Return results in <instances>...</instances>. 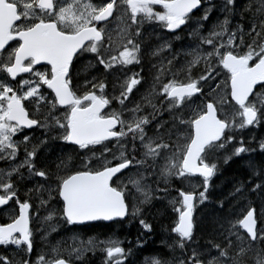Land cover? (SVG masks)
Instances as JSON below:
<instances>
[{
  "label": "rangeland",
  "instance_id": "1",
  "mask_svg": "<svg viewBox=\"0 0 264 264\" xmlns=\"http://www.w3.org/2000/svg\"><path fill=\"white\" fill-rule=\"evenodd\" d=\"M259 1L245 0L242 5L246 6L248 12L254 11L256 15L258 13L260 21L258 16H249L250 13L247 14V18L240 19V14L234 13V0H206L202 17L187 25L184 37L189 38L187 41L185 39L184 43L183 37L178 46L179 40H174L172 34L168 32L166 14L148 9L141 13L142 18H135L130 3L123 0L118 4L117 16L106 26V42L100 56L99 49L90 50L81 56L82 59L92 58L94 64L99 63L98 66L104 71L102 77L105 79V86L102 92L109 104L107 115L118 118L121 124L119 137L108 146L78 149L75 155L78 156L79 169L83 172H97L115 163L130 162L129 169L114 181L113 187L124 195L132 221L139 222L148 231L153 229L151 226L155 219L153 209L157 208L154 205L163 200L176 215V221H173L169 229L171 231L167 232L169 239L165 243L168 244L166 253L163 256L146 258L143 264H189L192 259L204 264H243V254L249 257L248 262L244 264H264V255L259 250V243L264 240V230L258 229L259 240L252 242L239 224H224L220 228L226 231H222L221 235H226V243L229 238L233 240L234 248L227 250L191 248L193 250L191 257L187 258L183 251L188 245L184 244L176 233L180 214L185 209L181 193L188 191L193 193L194 190L201 189L195 201L196 211L207 202V195L211 190L209 182L190 177L182 170V162L192 140L193 118L197 119L205 113L207 103L215 104L219 116L229 125L228 133L232 135L231 138L224 139L220 144L210 148L202 159V163L214 172L220 166V162L223 163L232 156L244 152V148L238 146L233 138L234 134L238 133L240 138L244 136L247 141H255L257 147L264 143V128L260 130L263 119L259 116L264 112V92L255 95L246 107H237L230 100L231 74L223 65L227 55H239L242 49L244 57L252 61L264 56V0ZM10 2L17 5V0ZM26 4L27 17L42 16L39 12L34 13L37 7L32 5L31 0H26ZM82 9L80 11L76 9L73 13V6L68 5L61 9L58 18L63 23L70 22L69 27H78L88 21V17L84 15V4ZM212 9L217 10V13L208 23ZM216 18L220 20L214 22ZM20 29L19 25L15 31ZM259 36L261 40L258 41ZM246 39H249V47L242 44L246 43ZM17 49L18 46L15 45L6 50L9 59L14 58ZM156 66L160 68L157 69ZM4 67L3 59L0 58V77ZM85 74L86 69L79 71V76L84 77ZM45 83V73L36 72L28 77L23 85L25 88L21 89V100L26 102L31 115L34 118L38 117L42 122L38 132L27 135L23 130L20 134L17 128L6 120L4 103L9 101L14 90L6 80L0 81V162L4 158L6 161L4 166H0V192H9L10 177L16 173L21 174V182H28L27 192L38 188L41 196L35 192L34 196L38 205H41V210H35L30 217L33 224L31 237L38 244L36 259L38 263L51 264L65 257L72 262L81 263L87 255L101 253L114 264H122L127 260L129 253L126 250L130 249L132 243L117 234L104 239L99 236L86 238L80 233L71 232L67 240L53 238L61 229L64 231L71 229L70 223L63 215L60 202L57 199L53 201V195L58 192V187L63 181L55 179L53 176L56 174L53 176L45 174L37 166L38 152L41 153L45 148L44 144L36 146L32 139L38 134L42 143H49L53 139L66 143L70 110L61 111L49 100L50 96L43 88ZM184 84L197 85L202 90V95L197 99H187L183 102L168 97L173 88ZM78 88L82 89L80 86ZM165 96L171 101L162 109L163 101L160 98ZM147 106L149 111L145 112ZM248 108L253 109L259 118L255 121L246 119L245 112ZM131 136L135 137L140 145L141 154L138 157L128 145ZM19 145L21 161L18 159ZM8 163L10 167L6 165ZM174 179L182 185L183 191L180 194L158 195L156 186H167ZM42 192L45 196L41 194ZM4 214L11 219L15 216V209L9 207ZM142 217L146 218L143 220ZM170 235L173 238H170ZM254 243L256 244L253 245ZM20 245L18 239L4 246L0 245V264H23L21 254L18 256L13 253L21 251ZM228 247L231 245L228 244ZM1 253L10 256L5 257Z\"/></svg>",
  "mask_w": 264,
  "mask_h": 264
},
{
  "label": "water",
  "instance_id": "2",
  "mask_svg": "<svg viewBox=\"0 0 264 264\" xmlns=\"http://www.w3.org/2000/svg\"><path fill=\"white\" fill-rule=\"evenodd\" d=\"M142 2V4L164 5L168 8L174 15V19L170 20V32L181 27L184 24L183 19L200 8L199 0H175L165 4L154 0H142ZM38 5L45 10L53 9L52 0H39ZM110 12L111 7L107 9L105 19L110 16ZM20 21L17 6L9 3L8 0H0V54L14 42L21 43L15 52L13 64L8 68L11 79L30 74L33 68L48 66L52 78L46 86L55 96L57 106L60 109L74 106L68 121L67 143L82 148L116 139L118 134L115 131L119 127V121L115 118L100 117L106 109V104L99 98L89 95L84 100H90L91 106L86 109L80 108L82 101L75 98L68 84L76 55L90 41L101 42L103 35L96 33L94 29H84L77 34H65L59 31L54 23H39L28 31L14 32ZM28 60H33V67H24ZM223 65L231 73L230 99L237 107L244 108L257 89L264 85V57L250 66V62L244 58L227 55ZM199 94L200 90L196 85L190 84L175 87L169 96L183 99ZM245 117L255 121L258 115L249 108L245 112ZM7 120L27 130L38 127V123L29 118L23 102L19 101L16 95H13L9 101ZM227 131L228 124L219 117L215 104L207 103L205 113L193 122V137L182 162L183 172L210 181L214 171L201 164V159L210 146L219 144L224 139ZM129 167L130 162H126L102 172H82L68 178L62 184L60 192L65 219L71 225L124 221L128 216V207L122 193L114 189L111 182ZM182 197L185 210L180 215L177 233L184 239H190L194 230L193 209L196 195L183 194ZM7 204V199L0 198V208ZM29 210V205L23 206L19 217L13 223L0 225V244H6L19 235L21 241L31 251ZM257 226L256 212L251 209L240 222V227L252 242L258 239ZM54 264L71 263L60 260Z\"/></svg>",
  "mask_w": 264,
  "mask_h": 264
},
{
  "label": "trees",
  "instance_id": "3",
  "mask_svg": "<svg viewBox=\"0 0 264 264\" xmlns=\"http://www.w3.org/2000/svg\"><path fill=\"white\" fill-rule=\"evenodd\" d=\"M236 3L237 6L234 7V13H239L241 16L240 19H242L247 16L248 11L246 10V6L240 5L243 3L242 0H238ZM215 13H217V10L212 9L208 23L214 19ZM219 20L220 18H216L214 22ZM258 20L260 21V17H258ZM185 39L186 41L188 40L187 37H185ZM247 42L248 40L246 39V43ZM243 54L244 51L240 56H243ZM81 67L76 68L75 72L71 74L73 83L72 89L80 95L82 94L81 90L77 88L75 83L78 78L77 74L82 69ZM121 91L124 92V89ZM262 92H264V87L257 91V93ZM53 101L55 102V100ZM261 115V119L263 120L260 130L264 128V112ZM231 136L232 135L227 132L224 139H229ZM233 136L236 143L244 148V152L240 153L239 155L232 156L223 163L220 162V166L216 170L215 176L209 182L211 190L207 195V202L204 204V206L195 211V228L193 237L190 241L182 240L184 244L188 245V247L183 251V254L186 258L187 256L191 257V248H196L199 250L215 248L227 250V248H234L235 244L232 243L233 240L228 239V243H226V235H221L222 231L225 232L226 229H222L220 227H222L224 224H239L244 215L251 209H254L257 213L258 229L260 231L264 230V143L262 146L257 147L255 145V141H247L244 138H240L238 133L234 134ZM129 138L130 141L128 145L131 147V151H134L135 155L138 157L141 154L140 145L135 137L131 136ZM55 141L57 140H52L50 143H42V141H40L42 144H44L45 149L42 150V154L38 156V162L36 161V163L40 170L45 172V174L49 176L56 174L53 177L55 179L60 178L63 181L70 175L81 171L77 163L78 156L77 154L75 155L78 150L76 151V148L70 147L67 145V143ZM41 143L37 144L36 146L40 147ZM250 152V155L247 154ZM64 170H66V172ZM24 185L29 187L28 182L24 183ZM156 188L159 194L162 196H164V194H178L180 191H183L182 185L176 180L172 181V183L167 186L158 185ZM59 189L60 187H58V192L53 195V201L57 199V201L60 202L58 197ZM33 191L39 193L38 188L33 189ZM200 191L201 189L198 191L194 190L193 193L198 196ZM41 194L45 196V193L42 192ZM60 206H63L61 202ZM154 207L157 208L153 209L152 207L153 214L155 215V219L152 223L153 229H151L148 233L144 226H140V223L135 220L132 221L131 217L129 216L125 221L116 222L115 224L98 223L84 227H74V229L89 236H95L97 233L96 236L106 237L114 232V226H118L116 229L117 235H119L121 238L125 237L126 239L130 240V242L132 241V245H130V249H132V251L130 249L126 250V252L129 254L128 260L124 264H141L142 257L144 255L163 256V254L166 253L168 247L165 246V243L169 238L167 237V232H169L168 230L171 229V224H173V221L176 220V215H173V212L171 211L172 209L166 202L161 201L160 203H156ZM151 238L152 241L150 243ZM170 238H173V236L170 235ZM160 242L162 244H159ZM228 244H230L231 247H228ZM259 244V250L264 255V240H261ZM19 249L21 250V245ZM233 250L234 249L231 251L234 252ZM13 253L15 254L14 251ZM18 253H20V251H18ZM1 255L5 257L10 256L6 253H1ZM94 256L89 255L84 260L85 263L99 264V255ZM248 258L249 257H247L246 254H243L242 263L244 264L248 262ZM192 262H194L193 259ZM192 262L189 264H193Z\"/></svg>",
  "mask_w": 264,
  "mask_h": 264
},
{
  "label": "flooded vegetation",
  "instance_id": "4",
  "mask_svg": "<svg viewBox=\"0 0 264 264\" xmlns=\"http://www.w3.org/2000/svg\"><path fill=\"white\" fill-rule=\"evenodd\" d=\"M10 1L11 0H8V2H10ZM122 1L123 0H113V1H107V0H52L53 9L49 11V10H45V9H42V8L39 7V5H38L39 0H31L32 5L37 7V11L34 12V13L36 14L37 12H39L42 16L34 15V16H31V17H27L26 15L28 13V7H27V4H26V0H17L18 12H19V15L21 17V21H20V24H19L21 26V29L19 31H21V32L28 31V30L32 29L35 25H37L39 23H43V24L54 23L57 26L58 30L63 32V33H65V34H77V33H79L80 31H82L84 29H94L96 33H101L103 35V40L101 42L90 41L76 55V57L73 60L72 66H71V70H70V74H69V80H68L70 85H71V89H72L73 83H72L71 74H73L75 72L76 68H79L81 66H82L81 70L86 69V74H85L84 77L82 75L79 76V72H78V74H77L78 78H77V81L75 83L76 85L82 87V89H81V93L82 94L80 95V94L76 93L73 89H72V92L75 95V98L77 100L82 101L81 106H80V108H82V109H86V108L91 106V101L90 100H87V101L84 100L89 95L90 96L93 95L96 98H99L102 102H104L106 104V109L100 115V117L102 119L116 118L114 116H108L107 115V113L109 111V104L106 101V99L104 98V95H103V92H102V89L105 86V79H102L104 71L102 70L101 66H98L99 63H97L96 65L94 64V61H93L92 58H90V59L84 58L85 59V61H84V59H82L81 56L83 57V55H86L87 52H89L90 50H95V49H99L100 52L98 51L99 52L98 56H100V53H102V49L104 47V43L106 42V35H107L106 34V26L117 16L118 8H119L118 4L121 3ZM126 1L130 3L131 11L133 12V16L135 18H142V16H140L141 13H143L145 10H148V9L157 10L159 12H162V13L166 14L167 15L166 23H167V26H168V32L172 34V38L174 40H177V39L179 40L178 43H177L178 46H180V42L183 39V37L185 36L184 35V29L187 27L188 24H190V22L193 23L195 20H198V19H200L202 17V14H203L202 9L207 4L206 0H199L200 8L197 11H195V12L189 14L188 16H186L183 19L184 24L181 27L176 29L174 32H170L169 31L170 20L174 19V15L171 14V12L168 10V8L166 6L157 5V4H142L143 3L142 0H136V2H134L133 0H126ZM154 1H158V2H161V3L165 4V3L173 2L175 0H154ZM234 1H235L234 7H236L237 6L236 2L238 0H234ZM243 1H245V0H242V2ZM259 2H263V0H260ZM83 4L85 6L84 15H86L88 17V21L86 23H83L82 25H80L78 27H69V24H71L70 22L63 23L58 18V13L61 11V9L63 7H66L68 5L69 6H73V9H74L73 13H74V11L76 9H78L80 11V9H82V5ZM240 5L243 6L242 4H240ZM109 7H111L110 16L107 19H105V13H106V11H107V9ZM247 14H249V16H252V17H255V16L259 17V14L257 13V15H256V13H254V11L253 12L252 11L251 12H247ZM261 17H263V16H261ZM206 19H207V17H206ZM208 21H209V18H208ZM187 38H189V37H187ZM247 40H249V39H247ZM259 40H261L260 36H259L258 41ZM184 43H185V37H184ZM20 44H21L20 42H16L12 46L14 47L15 45H17L18 48H19ZM242 44H243V46L247 45V47H249V42L242 43ZM247 47L246 48L244 47V48L247 49ZM240 51L241 52L239 53V55H241V53H243V49L240 50ZM5 52L0 54V58H1V60L3 59V65L5 66L3 68V70H2V77H0V81L1 80H6L8 83H10L12 85V88H13L14 92L11 94L10 99H11V97L13 95H16L18 100L22 101L21 100V89L25 88V86H23V85L28 80V77L30 75H32L33 73L43 72V73H45V76H46V83L43 85V88H44L46 94L50 96L49 100L52 103H55L53 101V100H55V98H54L52 92L49 89H47V86H46L49 83V81L51 80V78H52L51 69L48 66H41V67H38V68H33L32 72L30 74L21 75L17 79H11V77L9 76V73H8V68L13 64L14 58L9 59V57L7 56V54ZM14 57H15V55H14ZM242 57H244V54H243ZM248 60L251 61L250 63H251V66H252L254 64V63H252L254 60L253 61L251 59H248ZM33 64H34L33 60H28L24 64V67H27V68L33 67ZM156 68L159 69L160 66H156ZM139 69H140V67H139ZM136 72L142 73V71H136ZM78 86H77V88H78ZM200 91H201V94L199 96H196V97H188V98H185V99H172V100H177L179 102H183L184 100H187V99H197V98H199L202 95V90L200 89ZM108 98H110V97H108ZM169 98H167L166 96L160 98L163 101V106H161L162 109H165L167 107V105L170 103L171 100H169ZM10 99H9V101H10ZM9 101L4 103V110L6 111V113L8 112ZM22 102L24 104V108L27 110V112L29 114V118L31 120H33V121L35 120L38 123V128L27 130V129H24V128H21V127L19 128L15 124H12V125L17 128V130L20 132V134H21V130H23L25 132V134L33 135L34 133L38 132V130L41 129L40 127H41V123L42 122L39 121L38 117L34 118L31 115V113H30V111H29V109H28V107L26 105V102H24V101H22ZM153 107L156 108L155 105ZM147 111H149V106H147L146 109H145V112H147ZM155 112H156V117H157L158 111L156 110ZM201 116L202 115H200L198 118H200ZM6 117H7V114H6ZM116 119H118V118H116ZM194 120H196V118H193V121H192V128H191L192 137H193V122H194ZM147 122H150V121H147ZM119 129H120V127H118V129L116 130V133L118 135H119ZM20 138H21V135H20ZM18 140H19V138L17 139V141ZM40 141H41V137H39L38 134L36 136H34V138L32 139V142H34V144H38V143H40ZM113 141H110V142H107V143H99V144L89 145V146H98L99 148H104V147L108 146L109 144H111ZM67 145H69V144H67ZM69 146L73 147L71 145H69ZM89 146H85L83 148H87V147L89 148ZM74 148H76V147H74ZM78 149L79 148H76V151ZM18 150H19L18 154L20 156L18 159L21 161V145H19ZM72 151L75 152L74 150H72ZM41 154H42V152L39 153L38 156H40ZM36 156H37V154H36ZM4 160H5V158L1 160L0 166H4V164L6 163V161H4ZM120 164H122V163H118V164L115 163V164H113L112 166H110L108 168H105V169H103L101 171H97V172H93V173H98V172L105 171L107 169H112L115 166L120 165ZM6 165L8 167H10L9 163L6 164ZM16 174H14V175L12 174L13 176L10 177L11 189L9 190V192H6V193L0 192V198L8 200V204L6 206H4L3 208H0V225H5L6 226V225H9V224L13 223L19 217V215L21 213V208L23 206H25V205H29L30 206V210H29V216L30 217L35 212V210H41V205L39 206L38 203L35 201L36 197L34 196V192L37 193L39 196H41V195L38 192L33 191V190L27 192L26 191L27 190L26 186L24 185V183H26V182H21V174H19V173H16ZM122 175H124V173L119 175V176H117L116 178H114L112 180V182H111V185L113 186L114 181L116 179H118ZM40 176H42V175H40ZM174 180H176V179H174ZM176 181H178V180H176ZM58 197H59V193H58ZM9 207L15 209V216L13 218H11V219L6 217V215L4 214V211L9 209ZM61 208H62L63 215H64V208L63 207H61ZM115 223L116 222H114L113 224H115ZM96 224H98V223H96ZM104 224H112V223H104ZM93 225H95V224H93ZM85 226H88V225H85ZM70 227H71L70 231L69 230L68 231L67 230L64 231L63 229H61L57 234H54L53 238L54 239L58 238V239H62V240H67L68 236H69V234L71 232L80 233L86 238L92 237V236L83 234L82 232L77 231L76 229H74V227H84V226H70ZM117 228H118V226H114V229H115L114 232L115 233L113 232V234H117L116 233V229ZM31 230H33V224L31 223V218H30V241H31V244H32V249L30 251L29 248L27 246H25V244L21 241V237L18 235V236H15L11 240V242H13V241H15V239H18L20 241V244H21L20 253L16 252L15 254L18 255V256H20V254H21V260H22L23 264H43L42 262L38 263L37 260H36L37 257H38V244L35 243L32 240ZM149 231L147 230V233ZM113 234L111 233L108 237L112 236ZM99 237H101V236H99ZM103 237H101V238H103ZM105 238H107V237H105ZM151 241H152V238H151L150 242ZM1 246H4V245H1ZM96 254L100 256L98 258L99 264H114V262H112L111 260H109L106 257H104L103 255H101V253H99V254L96 253ZM96 254H93V255H96ZM89 255H92V254H89ZM87 257H88V255L85 257V259ZM149 257H153V256H143L142 257V262H143V260H145L146 258H149ZM60 260H64L67 263H71V264H87V263H85L84 260L81 263L72 262L69 259H67L66 257L65 258H60V259H58L56 261H53L51 264H54L55 262L60 261ZM127 260H128V255H127ZM126 262L127 261H125L124 263H126ZM124 263H122V264H124ZM141 264H143V263H141Z\"/></svg>",
  "mask_w": 264,
  "mask_h": 264
},
{
  "label": "bare ground",
  "instance_id": "5",
  "mask_svg": "<svg viewBox=\"0 0 264 264\" xmlns=\"http://www.w3.org/2000/svg\"><path fill=\"white\" fill-rule=\"evenodd\" d=\"M254 19H255V18H254ZM180 57H181V56H180ZM98 77H99V76H98ZM100 78H101V77H100ZM102 79H103V78H102ZM99 81H100V80H99ZM97 82H98V81H97ZM160 100H161V99H160ZM140 103H142V102L140 101ZM140 103H139V104H140ZM158 103H159V102H158ZM261 114H262V113H261ZM261 114H260L259 116H262ZM258 118H259V117H258ZM151 119H152V118H151ZM151 121H152V120H151ZM242 135H243V134H242ZM233 137H234V136H233ZM236 137H237V136H236ZM243 138H245V137L243 136ZM234 139H235V138H234ZM48 140H50V138L47 139V141H48ZM245 140H246V138H245ZM57 141H58V140H57ZM57 141H55V142H57ZM49 143H50V142H49ZM52 143H53V142H52ZM131 146H132V145H131ZM238 146H239V145H238ZM129 150H130V149H129ZM39 152H40V151H39ZM39 152H38V154H39ZM251 152H252V151H251ZM261 152H262V151H261ZM247 154H248V153H247ZM134 155H135V154H134ZM135 158H137V157H135ZM147 159H148V158H147ZM251 159H252V158H251ZM226 160H227V159H226ZM140 161H141V160H140ZM138 162H139V161H138ZM147 164H148V162H147ZM147 164H146V165H147ZM147 167H148V166H147ZM68 168H69V167H68ZM68 168H67V169H68ZM65 169H66V168H65ZM69 169H70V168H69ZM69 169H68V170H69ZM224 169H225V168H224ZM241 171H242V170H241ZM65 172H66V170H65ZM59 174H60V173H59ZM217 174H218V173H217ZM243 176H244V175H243ZM245 178H246V177H245ZM58 179H60V178H58ZM246 179H247V178H246ZM172 181H173V180H172ZM259 184H260V183H259ZM153 186H154V185H153ZM251 188H252V187H251ZM154 189H155V188H154ZM155 191H156V190H155ZM156 193H157V192H156ZM157 194H158V193H157ZM158 195H160V194H158ZM158 195H157V196H158ZM171 197H173V196H171ZM250 197H251V196H250ZM253 197H254V196H253ZM253 197H252V198H253ZM157 198H158V197H157ZM163 198H164V197H163ZM166 198H167V197H166ZM236 198H237V197H236ZM158 199H159V198H158ZM163 201H164V200H163ZM159 202H160V201H159ZM248 204H249V203H248ZM261 206H262V205H261ZM142 207H143V206H142ZM148 207H149V205H148ZM142 209H143V208H142ZM142 211H143V210H142ZM145 211H146V209H145ZM171 211H172V210H171ZM147 212H148V211H147ZM144 213H145V212H144ZM256 214H257V213H256ZM173 215H174V213H173ZM142 216H144V215L142 214ZM145 218H146V217H145ZM145 218H144V219H145ZM142 219H143V217H142ZM144 219H143V220H144ZM211 219H212V218H211ZM147 221H148V220H147ZM175 221H176V220H175ZM175 221H174V222H175ZM136 223H137V222H136ZM141 223H142V222H141ZM148 223H149V222H148ZM197 224H198V223H197ZM148 225H149V224H148ZM171 225H172V224H171ZM151 226H152V225H151ZM173 227H174V225H173ZM123 228H124V227H123ZM169 232H170V230H169ZM114 233H115V232H114ZM120 233H121V232H120ZM261 233H262V232H261ZM96 234H97V233H96ZM96 234H95V236H96ZM112 234H113V233H112ZM118 234H119V233H118ZM113 236H114V234H113ZM118 236H119V235H118ZM168 236H169V235H168ZM104 237H105V236H104ZM106 237L108 238V236H106ZM228 237H229V236H228ZM98 238H99V237H98ZM107 238H106V239H107ZM111 238H112V237H111ZM124 238H125V237H124ZM104 239H105V238H104ZM117 239H118V238H117ZM168 239H169V238H168ZM229 239H230V238H229ZM118 240H119V239H118ZM123 240H124V239H123ZM116 241H117V240H116ZM121 241H122V240H121ZM129 241H130V240H129ZM167 241H168V240H167ZM119 242H120V240H119ZM123 242H124V241H123ZM125 242H126V241H125ZM136 242H137V241H136ZM164 242H165V241H164ZM170 242H171V241H170ZM175 242H176V241H175ZM233 242H234V241H233ZM131 243H132V241H131ZM142 243H143V242H142ZM150 243H151V242H150ZM166 243H167V242H166ZM135 244H137V243H135ZM159 244H162V243L160 242ZM170 244H171V243H170ZM172 244H173V243H172ZM239 244H240V243H239ZM255 244H256V243H254L253 245H255ZM120 245H121V244H120ZM167 245H168V244H167ZM167 245H165V246H167ZM190 245H191V244H190ZM121 246H124V245H121ZM165 246H164V247H165ZM170 246H171V245H170ZM175 246H176V245H175ZM125 247H126V246H125ZM172 247H173V246H172ZM177 247H178V249H179V246H178V245H177ZM182 247H184V246H182ZM132 248H133V247H132ZM134 248H135V247H134ZM169 248H170V247H169ZM237 248H238V250L240 249L239 247H237ZM130 250L132 251V249H130ZM212 250H213V249H212ZM91 251H92V250H91ZM131 251H129V252H131ZM176 251H177V250H176ZM178 251H179V250H178ZM192 251H193V250H192ZM192 251H191V252H192ZM179 252H180V251H179ZM249 252H250V251H249ZM224 253H225V252H224ZM226 253H227V252H226ZM226 253H225V254H226ZM98 254H99V253H98ZM130 254H131V253H130ZM152 254H153V253H152ZM152 254H151V255H152ZM242 254H243V253H242ZM92 255H93V254H92ZM96 255H97V254H96ZM146 255H147V254H146ZM156 255H157V254H156ZM163 255H164V254H163ZM253 255H254V254H253ZM88 256H89V255H88ZM93 256H94V255H93ZM144 256H145V255H144ZM94 257H95V256H94ZM99 257H100V256H99ZM158 257H159V256H158ZM161 257H162V256H161ZM180 257H181V256H180ZM183 257H184V256H183ZM95 258H97V257H95ZM181 258H182V257H181ZM126 259H127V258H126ZM102 260H103V259H102ZM160 260H161V259H160ZM200 260H201V259H200ZM100 261H101V260H100ZM126 261H127V260H126ZM153 261H154V260H153ZM178 261H179V260H178ZM178 261H177V262H178ZM185 261H186V260H185ZM128 262H129V261H128ZM156 262H157V258H156ZM191 262H192V261H191ZM199 262H200V261H199ZM234 262H235V261H234ZM102 263H103V262H102ZM142 263H143V262H142ZM192 263H193V262H192ZM232 263H233V262H232ZM90 264H91V263H90ZM134 264H135V263H134ZM139 264H140V263H139ZM161 264H162V263H161ZM251 264H253V263H251Z\"/></svg>",
  "mask_w": 264,
  "mask_h": 264
}]
</instances>
